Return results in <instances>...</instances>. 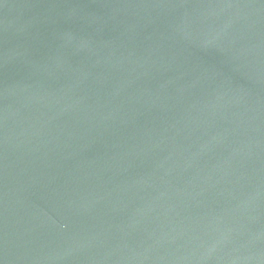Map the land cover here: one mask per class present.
Here are the masks:
<instances>
[{"label": "water", "instance_id": "obj_1", "mask_svg": "<svg viewBox=\"0 0 264 264\" xmlns=\"http://www.w3.org/2000/svg\"><path fill=\"white\" fill-rule=\"evenodd\" d=\"M0 264H264V0H0Z\"/></svg>", "mask_w": 264, "mask_h": 264}]
</instances>
